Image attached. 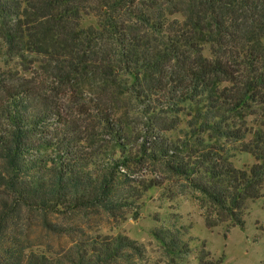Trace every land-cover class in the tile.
<instances>
[{"label":"trees","instance_id":"obj_1","mask_svg":"<svg viewBox=\"0 0 264 264\" xmlns=\"http://www.w3.org/2000/svg\"><path fill=\"white\" fill-rule=\"evenodd\" d=\"M188 191L229 227L264 200V0H0V264H140L136 240L49 216L119 225ZM34 216L68 242L29 241ZM152 235L223 264L180 216Z\"/></svg>","mask_w":264,"mask_h":264},{"label":"rangeland","instance_id":"obj_2","mask_svg":"<svg viewBox=\"0 0 264 264\" xmlns=\"http://www.w3.org/2000/svg\"><path fill=\"white\" fill-rule=\"evenodd\" d=\"M245 161L250 162V159ZM246 207L243 228L229 227L227 223L218 221L216 213L201 201L200 195L190 191L176 195L168 202L162 199L160 193H155L137 221L128 219L119 225L112 217L90 211L49 216V221L54 225L81 226L91 234H124L145 249V257L140 264H176L152 234H162L170 227L172 219L180 216L183 231L198 238L199 252L207 251L215 258L222 257L223 264H264V200L248 202ZM217 221L215 227L210 226ZM22 228L35 245L59 250L68 242L47 232L38 216L31 217L29 222L24 221ZM178 264L197 262L193 256L186 255Z\"/></svg>","mask_w":264,"mask_h":264}]
</instances>
